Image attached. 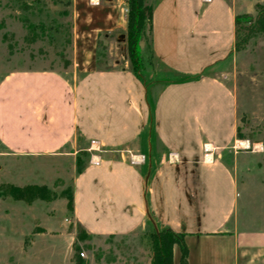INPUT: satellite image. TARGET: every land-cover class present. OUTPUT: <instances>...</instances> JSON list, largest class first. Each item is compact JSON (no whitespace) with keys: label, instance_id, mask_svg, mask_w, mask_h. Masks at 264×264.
<instances>
[{"label":"crops","instance_id":"0c3cea01","mask_svg":"<svg viewBox=\"0 0 264 264\" xmlns=\"http://www.w3.org/2000/svg\"><path fill=\"white\" fill-rule=\"evenodd\" d=\"M242 1L149 0L151 55L171 79L148 86L126 60L98 68L100 42L125 50L126 0H72L71 77L4 76L0 144L21 156L86 152L72 218L91 235L148 237L156 226L180 235L172 264H264V231L235 218L237 182L220 160L241 142L235 94L219 75L235 59V17L254 12Z\"/></svg>","mask_w":264,"mask_h":264},{"label":"rangeland","instance_id":"374dc122","mask_svg":"<svg viewBox=\"0 0 264 264\" xmlns=\"http://www.w3.org/2000/svg\"><path fill=\"white\" fill-rule=\"evenodd\" d=\"M242 2L254 8L253 19L256 5L264 6V0ZM248 27L238 25L235 59H228L219 76L235 94L237 140L250 147H229L220 160L237 182L235 218L246 230L264 231V33ZM149 39L146 21L139 74L148 86L171 79L152 57ZM100 44L99 69L122 68L126 60L131 70L126 39L125 50L115 41ZM72 56V0H0V80L17 70H52L70 78ZM89 162L86 152L76 158L21 156L0 144V264H147L152 259L146 236H94L73 220L72 183ZM230 197L227 193L226 200Z\"/></svg>","mask_w":264,"mask_h":264},{"label":"trees","instance_id":"16d2710c","mask_svg":"<svg viewBox=\"0 0 264 264\" xmlns=\"http://www.w3.org/2000/svg\"><path fill=\"white\" fill-rule=\"evenodd\" d=\"M127 3V29L126 52L131 65V72L138 80L140 77L139 40L146 21L151 20V6L147 7L146 0H126ZM241 23H248V31L252 33H264V6L256 5V17L253 19L246 14L235 17V27ZM237 40V39H236ZM237 46V41L235 47ZM77 166L80 168L79 162ZM84 169V168H83ZM82 169V170H83ZM81 170V171H82ZM79 171V173L81 172ZM150 218V217H149ZM151 220V218H150ZM151 242V264H172L173 245L180 241V235L167 228L154 229L148 235Z\"/></svg>","mask_w":264,"mask_h":264},{"label":"bare ground","instance_id":"6f19581e","mask_svg":"<svg viewBox=\"0 0 264 264\" xmlns=\"http://www.w3.org/2000/svg\"><path fill=\"white\" fill-rule=\"evenodd\" d=\"M237 147L241 149H248L250 146L247 142L241 141L237 143Z\"/></svg>","mask_w":264,"mask_h":264},{"label":"built area","instance_id":"2783aa9c","mask_svg":"<svg viewBox=\"0 0 264 264\" xmlns=\"http://www.w3.org/2000/svg\"><path fill=\"white\" fill-rule=\"evenodd\" d=\"M206 153H208V151L206 149H204Z\"/></svg>","mask_w":264,"mask_h":264}]
</instances>
